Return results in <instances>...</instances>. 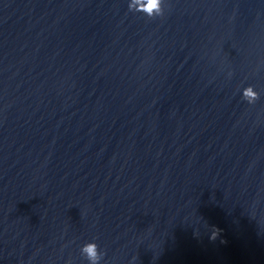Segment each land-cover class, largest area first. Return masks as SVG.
<instances>
[{"label": "water", "instance_id": "1", "mask_svg": "<svg viewBox=\"0 0 264 264\" xmlns=\"http://www.w3.org/2000/svg\"><path fill=\"white\" fill-rule=\"evenodd\" d=\"M147 3L0 0V264H264V0Z\"/></svg>", "mask_w": 264, "mask_h": 264}, {"label": "clouds", "instance_id": "2", "mask_svg": "<svg viewBox=\"0 0 264 264\" xmlns=\"http://www.w3.org/2000/svg\"><path fill=\"white\" fill-rule=\"evenodd\" d=\"M159 4H160V0H148V3L146 5V10L149 13H152L154 9L158 11ZM243 95L245 99L248 100L249 103H254L255 100L258 99V96H259V94L251 86L245 89ZM214 237L215 236L213 235V238ZM81 253L89 261V264H99L101 255L98 251V245L95 241H91V242L84 244L81 248Z\"/></svg>", "mask_w": 264, "mask_h": 264}]
</instances>
